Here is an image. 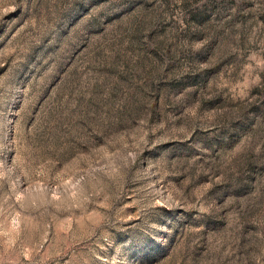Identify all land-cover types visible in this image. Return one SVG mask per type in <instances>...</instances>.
I'll use <instances>...</instances> for the list:
<instances>
[{
    "label": "rangeland",
    "instance_id": "obj_1",
    "mask_svg": "<svg viewBox=\"0 0 264 264\" xmlns=\"http://www.w3.org/2000/svg\"><path fill=\"white\" fill-rule=\"evenodd\" d=\"M0 264H264V0H0Z\"/></svg>",
    "mask_w": 264,
    "mask_h": 264
}]
</instances>
